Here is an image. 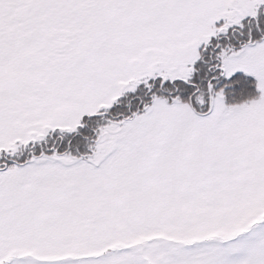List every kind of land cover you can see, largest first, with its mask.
Instances as JSON below:
<instances>
[{
	"label": "snow or ice",
	"instance_id": "6c2138e0",
	"mask_svg": "<svg viewBox=\"0 0 264 264\" xmlns=\"http://www.w3.org/2000/svg\"><path fill=\"white\" fill-rule=\"evenodd\" d=\"M0 264H264V0H0Z\"/></svg>",
	"mask_w": 264,
	"mask_h": 264
}]
</instances>
